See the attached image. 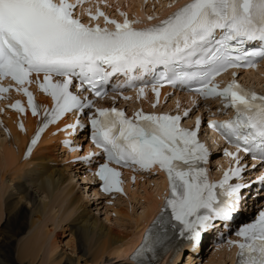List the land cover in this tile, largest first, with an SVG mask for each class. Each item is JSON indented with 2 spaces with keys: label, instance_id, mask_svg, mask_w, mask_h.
Segmentation results:
<instances>
[{
  "label": "snow or ice",
  "instance_id": "6c2138e0",
  "mask_svg": "<svg viewBox=\"0 0 264 264\" xmlns=\"http://www.w3.org/2000/svg\"><path fill=\"white\" fill-rule=\"evenodd\" d=\"M86 2L0 0V81L10 78L17 85L15 91L27 97L33 116L41 115L26 87L34 82L33 74L39 90L52 100V107L43 109L42 124L28 153L44 129L65 114L76 113L75 123L61 129H71L72 134L84 127L80 118L88 116L91 142L101 153H89L81 159L90 161L102 155L104 162L95 173L102 182L101 191L123 192L121 173L110 164L145 171L159 168L167 176L169 195L165 208L171 210V220L180 226L181 236L187 234V239L198 242L211 221L231 216L241 189L248 186L229 183L241 178L246 167L241 166L239 154H250L264 166V94L240 85L236 72L223 88L215 83L216 77L229 69H255L258 58H264V0H187L158 23L142 28L134 26L140 20H130L119 9L122 22L109 18L99 7L106 0H98L95 13L90 8L86 10L92 21L103 17L105 26L85 24L75 12ZM146 19L156 17L149 15ZM138 68L145 72L163 69L151 85L156 96L153 108L159 103V87L167 83L187 86L204 100L219 97L224 108L234 110L230 120L207 122L209 129L235 148L234 152L224 151L235 164L221 180L210 182L207 169L201 166L209 160L207 147L198 139L201 117H196L194 129L181 123L197 107L196 100H191L192 108L185 109L182 115L138 110L129 118L116 107L86 111L94 107V101L81 94L87 91L102 99L107 95L104 85L117 74L127 75L129 83L125 86L130 87L132 74ZM146 87L136 90L138 99L145 96ZM10 90L11 85H0V94ZM9 107L25 112L18 100ZM176 107H180L179 102ZM19 127L24 130L22 122ZM65 143L71 145V141ZM258 181L264 182V174ZM151 231L146 233L134 258L152 250ZM236 235L241 241L230 243L239 248V264H264V210Z\"/></svg>",
  "mask_w": 264,
  "mask_h": 264
},
{
  "label": "bare ground",
  "instance_id": "6f19581e",
  "mask_svg": "<svg viewBox=\"0 0 264 264\" xmlns=\"http://www.w3.org/2000/svg\"><path fill=\"white\" fill-rule=\"evenodd\" d=\"M32 122V119L28 120L29 125ZM12 132V140L9 142L4 140V146L3 140L0 142V222L3 214L5 216L3 224L5 232L3 229L0 231V264L10 262L33 264L40 252L44 254L48 264L61 263L62 259H50L52 253L57 249L56 240L52 239L50 243L47 241L51 231L42 230L37 224L42 220L54 222L55 217L52 218L46 213H49L48 211L56 205H60L57 225L70 219L73 234L77 239L78 250L83 256L86 255L95 261H100L99 264H101L103 256H114L117 259H122L123 264H129L128 255L140 241L142 233L151 219L152 211L157 207L158 196L162 192L159 190L158 183H155V188L151 190L142 183V194L139 197L134 195L131 201H143L138 203V207L132 209L130 214L128 213V203L133 191L130 192L127 200L119 201L121 203L119 206L106 207L102 212L104 220L101 221L100 218H94L95 215L90 214L85 203L84 197L86 196L77 191V187L75 189L77 185L71 174H74L73 171L78 168L66 166L60 169L53 165L57 162L55 139L44 136L31 158L22 162L20 157L26 137L17 133L13 128ZM48 163H51V166ZM84 180L85 178H83V182ZM86 188L93 189L87 185ZM35 195L42 196L44 200L48 201L36 198ZM92 197H98L95 191ZM22 203H30L31 209L26 212ZM134 211L139 212L137 215H131ZM111 212L116 215L117 220L123 222L131 220V222L128 221L130 230L117 232L113 227L114 221L117 220L113 222L110 220ZM115 226L118 225L115 224ZM71 236L70 240H72ZM15 243H17V247L14 250ZM12 253L16 255L15 261L11 259ZM210 257L206 264H214V261L217 262L216 264L229 263L223 252ZM73 264H79L78 259Z\"/></svg>",
  "mask_w": 264,
  "mask_h": 264
},
{
  "label": "rangeland",
  "instance_id": "374dc122",
  "mask_svg": "<svg viewBox=\"0 0 264 264\" xmlns=\"http://www.w3.org/2000/svg\"><path fill=\"white\" fill-rule=\"evenodd\" d=\"M56 153V151H55ZM51 163H48V165H50ZM51 166V165H50ZM54 167V166H53ZM61 169V168H60ZM68 171V170H67ZM69 175V174H68ZM71 176H73L74 178V182L77 186H75V189L77 187V191H79L80 193L82 192L83 195H85L86 197L85 198V203L88 207V210L90 212L91 215H95L93 216L94 218H100V220H104V216L102 215V212L101 211H98L97 208L95 209V205H92L91 204V196L88 194V192L85 194V190L88 189V188H84V191H83V187H81V185L83 184H79L76 180H75V176L74 174H71ZM15 177V176H14ZM78 180V179H77ZM82 189V190H81ZM38 195V193H35ZM36 198H40L41 200L47 202L48 200H44L41 197H37ZM88 200V201H86ZM90 201V202H89ZM57 202V200H56ZM24 205V210L26 209V212H28V210L31 209V205L30 203H22V206ZM56 205V204H55ZM60 205H56L54 206L50 211H48L49 213H46L47 215H51L52 218L55 217V221L53 222L52 220L49 222L46 220V222H44L45 220H42L40 222H37V224L40 225L41 229L42 230H48V231H51V235L49 236L48 238V243H50V241L53 239V240H56L57 242V249L52 253L50 259H57V260H61V263L60 264H73V263H76V260L78 259V263L79 264H99L100 261H95L93 260L91 257H88L86 255L83 256V254H81V252H79L78 250V246H77V239L75 237V234H73V229L71 227V224H70V219L66 222H62V223H59L57 225V219L59 218V215H60V208H59ZM138 206L134 205L133 206V209L134 208H137ZM132 210H129V214L131 213ZM139 212V211H138ZM138 212H135L131 215H137ZM97 213V214H96ZM101 213V214H99ZM46 215V216H47ZM100 215V216H99ZM111 221L113 222L114 220H117L116 217H110ZM113 219V220H112ZM35 221H37V219L35 218ZM131 222V220H128ZM128 221H122V220H117L116 222L114 221V223L118 226H115V224L113 225V227L115 228V230L117 232H125V231H129L130 230V223ZM5 222V216L3 214V217L1 219V222H0V231L3 229V224ZM43 223V224H42ZM46 226V227H45ZM120 226V227H119ZM126 228V229H125ZM120 229V230H119ZM3 231L5 232V230L3 229ZM71 232H72V236H71ZM70 236L72 237L70 240ZM17 247V243L14 244V250L15 248ZM11 259L12 260H16V255L15 253H12V256H11ZM109 262H106L108 261ZM117 259L115 258L114 256H109L107 257L106 255L102 257V261H101V264H123L124 261L121 259ZM7 264H15V263H7ZM24 264V263H22ZM33 264H48L47 261H46V258L44 256V254H42V252L39 253V256L38 258L35 260V262Z\"/></svg>",
  "mask_w": 264,
  "mask_h": 264
}]
</instances>
